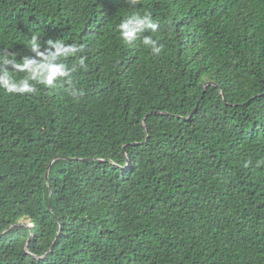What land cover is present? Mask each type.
Masks as SVG:
<instances>
[{"label":"trees","instance_id":"obj_1","mask_svg":"<svg viewBox=\"0 0 264 264\" xmlns=\"http://www.w3.org/2000/svg\"><path fill=\"white\" fill-rule=\"evenodd\" d=\"M34 33L85 95L0 89V264H264V0H0V55Z\"/></svg>","mask_w":264,"mask_h":264},{"label":"clouds","instance_id":"obj_2","mask_svg":"<svg viewBox=\"0 0 264 264\" xmlns=\"http://www.w3.org/2000/svg\"><path fill=\"white\" fill-rule=\"evenodd\" d=\"M137 0H130V3H136ZM160 25L154 21L150 12L143 15L136 13L123 20L118 25L121 38L127 44H133L137 39L141 40L144 47L149 48L153 56L159 57L164 45L160 43L159 38L152 35L141 34L146 30L152 33L159 31ZM31 51L36 55H25L22 62H17L15 55L7 52L0 55V89L6 94H39L38 86H44L53 89L60 83H66L69 87L66 89L68 94L76 100L85 95L82 88L78 89L73 80V73L77 68L87 70L88 57L83 45L77 43H66L63 40L51 38L47 39L44 50H41V41L38 34H33L30 39ZM79 54V55H78ZM18 55V54H17ZM75 57L77 64L71 67L67 66L62 60ZM8 66L15 71L24 73L20 79L14 78L9 72ZM251 162H246L248 166ZM264 164V161H258L257 166Z\"/></svg>","mask_w":264,"mask_h":264},{"label":"water","instance_id":"obj_3","mask_svg":"<svg viewBox=\"0 0 264 264\" xmlns=\"http://www.w3.org/2000/svg\"><path fill=\"white\" fill-rule=\"evenodd\" d=\"M46 179L49 181V172H47V174H46ZM51 205H52V203H51ZM51 205H50V208H51Z\"/></svg>","mask_w":264,"mask_h":264}]
</instances>
